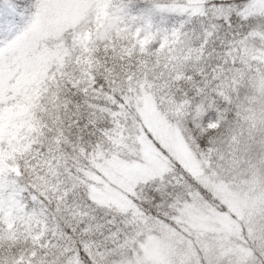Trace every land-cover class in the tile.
Segmentation results:
<instances>
[{"label": "rangeland", "instance_id": "obj_1", "mask_svg": "<svg viewBox=\"0 0 264 264\" xmlns=\"http://www.w3.org/2000/svg\"><path fill=\"white\" fill-rule=\"evenodd\" d=\"M187 2L150 39L42 0L0 41V264H264V0Z\"/></svg>", "mask_w": 264, "mask_h": 264}, {"label": "trees", "instance_id": "obj_2", "mask_svg": "<svg viewBox=\"0 0 264 264\" xmlns=\"http://www.w3.org/2000/svg\"><path fill=\"white\" fill-rule=\"evenodd\" d=\"M206 1L207 3H210L212 1L216 2L220 0H206ZM221 1L225 2L232 10L230 14V19L233 22H239V23L245 22L243 12L248 0H221ZM184 2L186 3L185 6L188 5L187 0H105V5L107 11H112L113 9L119 10L121 17H127L135 25L144 27L147 37L150 38L153 36L154 33L153 31L155 28L166 27L168 23L177 22L180 18H182L180 15L186 17L188 14L187 13L188 11H186L184 13H181L180 15H176V14L168 15V18H166V16H164L166 12H163L162 8H166V6H170V5L182 6L184 5ZM39 4H40V0L16 1V5L18 9L23 12H25L26 8H28L29 11H35L36 8L39 6ZM160 12L163 14H160ZM0 20L2 22L0 24V33H2V30L5 27V23H7L8 25L11 23H17V24L20 23L18 19L9 20L7 18L1 17ZM52 49L53 48L49 49V51H51ZM49 55H52L49 66H51L50 69H52L51 71H53L54 58L56 57V53L51 52ZM13 83L14 84L10 89V92L15 96L17 92L15 88L17 87L18 81L14 80ZM5 103L8 107L7 113H9V115H7L3 119V121L11 124L13 123L12 114L16 107V99L15 97H10V98L7 97L5 99Z\"/></svg>", "mask_w": 264, "mask_h": 264}, {"label": "snow or ice", "instance_id": "obj_3", "mask_svg": "<svg viewBox=\"0 0 264 264\" xmlns=\"http://www.w3.org/2000/svg\"><path fill=\"white\" fill-rule=\"evenodd\" d=\"M10 11L9 5L4 3V0H0V14H8Z\"/></svg>", "mask_w": 264, "mask_h": 264}]
</instances>
